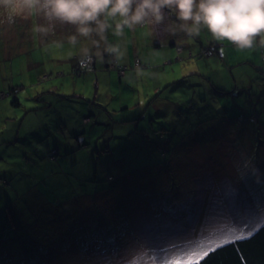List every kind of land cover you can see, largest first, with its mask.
I'll use <instances>...</instances> for the list:
<instances>
[{
  "label": "rangeland",
  "instance_id": "374dc122",
  "mask_svg": "<svg viewBox=\"0 0 264 264\" xmlns=\"http://www.w3.org/2000/svg\"><path fill=\"white\" fill-rule=\"evenodd\" d=\"M42 22L0 23V264H184L264 223V48L136 26L125 75H76Z\"/></svg>",
  "mask_w": 264,
  "mask_h": 264
},
{
  "label": "clouds",
  "instance_id": "9594fccd",
  "mask_svg": "<svg viewBox=\"0 0 264 264\" xmlns=\"http://www.w3.org/2000/svg\"><path fill=\"white\" fill-rule=\"evenodd\" d=\"M0 12V23L9 25L18 17H39L43 22L34 23L32 31L41 37L53 34L57 24L73 26L67 42L77 49L79 66L87 72L106 58L120 66L127 50L108 34L120 38L136 26L164 25L169 34L182 32L189 39L207 30L214 41H227L240 51L264 48V0H0ZM143 75L138 65L135 76Z\"/></svg>",
  "mask_w": 264,
  "mask_h": 264
},
{
  "label": "trees",
  "instance_id": "16d2710c",
  "mask_svg": "<svg viewBox=\"0 0 264 264\" xmlns=\"http://www.w3.org/2000/svg\"><path fill=\"white\" fill-rule=\"evenodd\" d=\"M211 50V49H210ZM107 66H112L117 68L120 76H123L127 73L129 65L121 64L120 66H115L107 62ZM140 66L141 61L137 58L133 64L134 67ZM124 69V72L121 73L120 70ZM85 70H81L79 63L75 64L73 67V73L76 75H83ZM63 72H59L62 74ZM48 74H43L41 79H47ZM8 95L2 92L0 95V104L2 107L7 105L4 97ZM19 102L18 99L13 101ZM20 103V102H19ZM50 103V102H49ZM8 106V105H7ZM8 113L6 114V116ZM90 118L85 117L84 120L88 121ZM249 233V232H248ZM248 233L238 234L234 237L244 236L242 240H234L233 237L227 240L226 243L221 244L217 243L207 250H203L198 253L194 259L190 260L184 264H264V223L259 226L257 229L252 230V235L248 236ZM207 253L206 256L201 255V253Z\"/></svg>",
  "mask_w": 264,
  "mask_h": 264
},
{
  "label": "snow or ice",
  "instance_id": "6c2138e0",
  "mask_svg": "<svg viewBox=\"0 0 264 264\" xmlns=\"http://www.w3.org/2000/svg\"><path fill=\"white\" fill-rule=\"evenodd\" d=\"M252 235V233L251 232H249L248 233V236H251ZM245 237L242 235V236H239V237H233V239L234 240H242V239H244ZM227 241H221L220 243L221 244H224V243H226ZM201 255H203V256H206L207 255V253L205 252V253H201Z\"/></svg>",
  "mask_w": 264,
  "mask_h": 264
},
{
  "label": "built area",
  "instance_id": "2783aa9c",
  "mask_svg": "<svg viewBox=\"0 0 264 264\" xmlns=\"http://www.w3.org/2000/svg\"><path fill=\"white\" fill-rule=\"evenodd\" d=\"M120 72L123 73V72H124V69L122 68V69L120 70Z\"/></svg>",
  "mask_w": 264,
  "mask_h": 264
}]
</instances>
